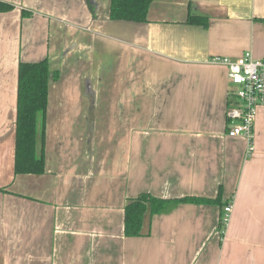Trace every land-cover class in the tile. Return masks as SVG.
Listing matches in <instances>:
<instances>
[{
	"label": "crops",
	"instance_id": "0c3cea01",
	"mask_svg": "<svg viewBox=\"0 0 264 264\" xmlns=\"http://www.w3.org/2000/svg\"><path fill=\"white\" fill-rule=\"evenodd\" d=\"M0 2V264H264V106L246 156L211 61L264 59V0H153L146 22L111 20L110 0ZM43 58L45 170L15 174L17 66ZM140 193L223 206L171 204L128 237Z\"/></svg>",
	"mask_w": 264,
	"mask_h": 264
},
{
	"label": "trees",
	"instance_id": "16d2710c",
	"mask_svg": "<svg viewBox=\"0 0 264 264\" xmlns=\"http://www.w3.org/2000/svg\"><path fill=\"white\" fill-rule=\"evenodd\" d=\"M153 0H110L108 17L111 20L146 22L148 8ZM11 5L0 2V12L10 10ZM22 14H25V12ZM189 24L206 25L205 18L188 16ZM58 72L50 73L49 61L43 58L34 62L20 61L17 66L16 115L14 129L15 174H42L44 166V144L46 111L48 105V85L56 80ZM215 203L223 206L219 199L203 197H181L173 201L140 193L128 199L124 207V234L128 237L140 236L145 214L168 212L171 204ZM222 223L219 219L218 228Z\"/></svg>",
	"mask_w": 264,
	"mask_h": 264
},
{
	"label": "built area",
	"instance_id": "2783aa9c",
	"mask_svg": "<svg viewBox=\"0 0 264 264\" xmlns=\"http://www.w3.org/2000/svg\"><path fill=\"white\" fill-rule=\"evenodd\" d=\"M211 61L228 68L231 84L228 94L232 97V102L225 112L226 135L243 138L247 142L245 155L249 156L254 150L252 139L255 116L258 108L264 106V59H254L246 51L236 58L214 57ZM231 209V203H226L223 207L220 232L228 222Z\"/></svg>",
	"mask_w": 264,
	"mask_h": 264
}]
</instances>
